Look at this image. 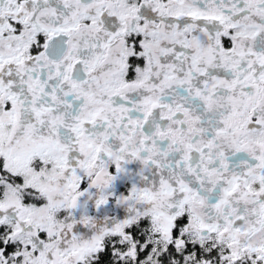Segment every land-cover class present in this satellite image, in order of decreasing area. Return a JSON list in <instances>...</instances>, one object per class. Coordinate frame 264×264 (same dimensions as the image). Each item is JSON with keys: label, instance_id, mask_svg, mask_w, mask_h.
I'll use <instances>...</instances> for the list:
<instances>
[{"label": "snow or ice", "instance_id": "snow-or-ice-1", "mask_svg": "<svg viewBox=\"0 0 264 264\" xmlns=\"http://www.w3.org/2000/svg\"><path fill=\"white\" fill-rule=\"evenodd\" d=\"M0 264H264V0H0Z\"/></svg>", "mask_w": 264, "mask_h": 264}]
</instances>
